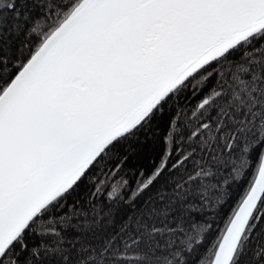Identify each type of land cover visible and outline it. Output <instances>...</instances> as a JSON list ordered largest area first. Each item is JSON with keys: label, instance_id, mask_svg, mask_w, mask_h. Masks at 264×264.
<instances>
[{"label": "snow or ice", "instance_id": "6c2138e0", "mask_svg": "<svg viewBox=\"0 0 264 264\" xmlns=\"http://www.w3.org/2000/svg\"><path fill=\"white\" fill-rule=\"evenodd\" d=\"M0 264H264V0H0Z\"/></svg>", "mask_w": 264, "mask_h": 264}, {"label": "trees", "instance_id": "16d2710c", "mask_svg": "<svg viewBox=\"0 0 264 264\" xmlns=\"http://www.w3.org/2000/svg\"><path fill=\"white\" fill-rule=\"evenodd\" d=\"M141 151L143 153V159L141 161H139V163L143 164V166H145V167H149L151 158L158 155L159 148H158V145H156L152 142H149L143 146ZM242 197H243V193H241V195H240V200L242 199ZM238 203H239V200H238ZM226 223H227V221H225V224ZM223 227H224V225H221V228H223Z\"/></svg>", "mask_w": 264, "mask_h": 264}, {"label": "water", "instance_id": "95a60500", "mask_svg": "<svg viewBox=\"0 0 264 264\" xmlns=\"http://www.w3.org/2000/svg\"><path fill=\"white\" fill-rule=\"evenodd\" d=\"M243 198V197H242ZM242 200V199H241ZM240 202V201H239Z\"/></svg>", "mask_w": 264, "mask_h": 264}]
</instances>
